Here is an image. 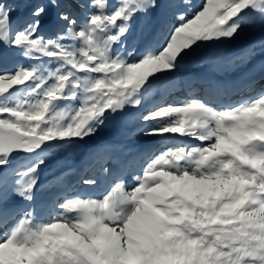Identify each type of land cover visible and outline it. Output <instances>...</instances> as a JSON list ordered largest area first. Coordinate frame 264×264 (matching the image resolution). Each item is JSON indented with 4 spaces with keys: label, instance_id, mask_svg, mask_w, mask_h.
I'll list each match as a JSON object with an SVG mask.
<instances>
[{
    "label": "snow or ice",
    "instance_id": "6c2138e0",
    "mask_svg": "<svg viewBox=\"0 0 264 264\" xmlns=\"http://www.w3.org/2000/svg\"><path fill=\"white\" fill-rule=\"evenodd\" d=\"M50 9L58 25L46 37ZM190 9L191 0H43L17 27L0 0V46L30 61L0 69V203L10 195L31 203L49 153L92 138L128 109L153 125L130 136L199 142L153 155L130 190L103 167L112 183L102 198L68 197L46 221L28 208L9 226L0 212V264H264V91L222 110L205 100L146 104L199 48L264 27V0ZM138 20L139 50L128 39ZM14 154H26L27 165H14Z\"/></svg>",
    "mask_w": 264,
    "mask_h": 264
},
{
    "label": "bare ground",
    "instance_id": "6f19581e",
    "mask_svg": "<svg viewBox=\"0 0 264 264\" xmlns=\"http://www.w3.org/2000/svg\"><path fill=\"white\" fill-rule=\"evenodd\" d=\"M262 43V42H261ZM234 44V42H232V43H230L229 45H233ZM214 46H216V45H214ZM143 47V44H141L140 46H139V48L141 49ZM2 49H4V47H2V46H0V62L2 61V60H7L8 59V55L7 54H9L7 51H4V50H2ZM240 50V48H237V49H235V51H232V53H236L237 51H239ZM257 54H254V56L253 57H255ZM7 58V59H6ZM201 63H199V64H195L194 65V67H198L199 65H200ZM182 86V85H181ZM158 89V87L157 88H155L154 90H157ZM148 101V100H147ZM147 101H146V103H147ZM212 106L214 107V104H212ZM136 110H140V109H136ZM116 127H117V130H118V133H120V132H122V127L121 126H119L118 124L116 125ZM130 132H133V130L132 129H130ZM112 136V135H111ZM131 136H137L138 137V139L137 140H140V142H141V144H142V146L140 145L139 147L137 146L135 149L137 150V153H143V151L145 150V149H147V148H145V147H143V144H148V143H146V141H147V139L150 137V136H144V135H140L139 133H136V134H134V135H131ZM119 138L120 139H122V138H124L123 136H120L119 135ZM112 140H115V137H113L112 138ZM131 144H132V142H131ZM139 145V144H138ZM88 149V148H87ZM131 150L133 151L134 149L133 148H131ZM131 154V153H130ZM85 159H87V158H85ZM85 159H78V160H80L81 162H83V161H86ZM129 173H130V175L129 176H133V173H132V171L130 170L129 171ZM42 175H40L39 174V179H42V177H41ZM38 179V180H39ZM132 182H133V186L135 185V180H134V178L132 179ZM127 186L128 187H132V184L130 183V184H127ZM69 197H77V195H71V196H69ZM83 197V196H82ZM42 206V205H41ZM50 205H49V203H47V204H45V205H43L42 206V208L43 209H47L48 207H49ZM16 208V206L14 205V203H4V206L0 209V210H3V211H6V212H9V211H11V210H14ZM20 218V217H19ZM19 218H17L16 220H18ZM47 218H48V216L46 217V219H42L41 221H46L47 220Z\"/></svg>",
    "mask_w": 264,
    "mask_h": 264
},
{
    "label": "rangeland",
    "instance_id": "374dc122",
    "mask_svg": "<svg viewBox=\"0 0 264 264\" xmlns=\"http://www.w3.org/2000/svg\"><path fill=\"white\" fill-rule=\"evenodd\" d=\"M28 1V0H27ZM37 2V0L31 2V3H27L26 6H23L22 8L26 7V8H33V6L35 5V3ZM29 14V13H28ZM48 16L45 17V19L47 18ZM13 19V24L14 26H17V27H20L24 24L25 21H23L25 18H16V17H12ZM259 28V26H255V27H250V28H246L247 31H245L246 33H251V32H256V30ZM49 30H52V28H49ZM54 30V29H53ZM41 31V30H40ZM53 35V34H52ZM3 47V46H2ZM7 49H11V48H7ZM14 52H19L17 49H13ZM8 53H10V51H7ZM4 61V60H2ZM2 61L0 63H2ZM6 62H4L3 64H5ZM11 65V63H9ZM182 87V86H181ZM105 135H103L101 133V128H99L97 134L95 136H93L92 138H86V140L84 142H79L77 144H75L74 146L76 145H79L80 143H85L87 141H104ZM72 146V147H74ZM71 148V147H70ZM68 148V149H70ZM61 153H63V151H58L56 152L54 155L52 153H50V158H52L53 156H56V155H61ZM24 157H28L26 154H16L15 155V159L14 160H19V159H23ZM87 158V157H86ZM48 163V162H47ZM2 181V179H0V182ZM9 201L8 202H11V201H14L16 198L15 197H12V196H9L7 198ZM6 199V200H7ZM4 200V202L6 201ZM18 201V199H16Z\"/></svg>",
    "mask_w": 264,
    "mask_h": 264
},
{
    "label": "trees",
    "instance_id": "16d2710c",
    "mask_svg": "<svg viewBox=\"0 0 264 264\" xmlns=\"http://www.w3.org/2000/svg\"><path fill=\"white\" fill-rule=\"evenodd\" d=\"M16 1H19V0H16Z\"/></svg>",
    "mask_w": 264,
    "mask_h": 264
}]
</instances>
